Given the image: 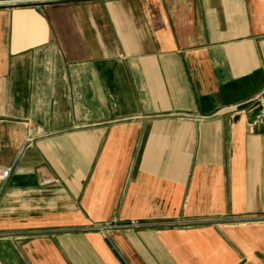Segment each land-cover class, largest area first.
Wrapping results in <instances>:
<instances>
[{
    "label": "crops",
    "instance_id": "0c3cea01",
    "mask_svg": "<svg viewBox=\"0 0 264 264\" xmlns=\"http://www.w3.org/2000/svg\"><path fill=\"white\" fill-rule=\"evenodd\" d=\"M262 91L264 0H0V264H264Z\"/></svg>",
    "mask_w": 264,
    "mask_h": 264
},
{
    "label": "built area",
    "instance_id": "2783aa9c",
    "mask_svg": "<svg viewBox=\"0 0 264 264\" xmlns=\"http://www.w3.org/2000/svg\"><path fill=\"white\" fill-rule=\"evenodd\" d=\"M257 107L256 114L254 115L252 121L250 122V126L252 128H263L264 129V91L256 94L251 100ZM10 175V170L5 168H0V180H6ZM144 224L141 222L131 220L128 222H107L104 224H99L95 226V229L100 231L102 234L106 235V233L111 229L117 228H141Z\"/></svg>",
    "mask_w": 264,
    "mask_h": 264
}]
</instances>
